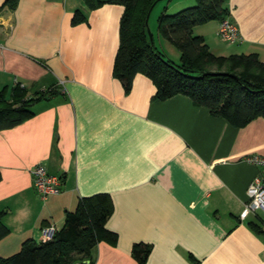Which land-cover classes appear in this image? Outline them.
<instances>
[{
	"label": "crops",
	"instance_id": "0c3cea01",
	"mask_svg": "<svg viewBox=\"0 0 264 264\" xmlns=\"http://www.w3.org/2000/svg\"><path fill=\"white\" fill-rule=\"evenodd\" d=\"M0 0V89L53 87L33 114L0 126V256L62 227L82 196L109 194L112 211L92 264H264V214L241 217L261 168L264 117L235 126L183 93L155 97L143 73L125 90L113 75L123 5L97 0ZM238 39L223 42L219 20L195 25L218 55L264 60V0H226ZM76 10L83 19L73 23ZM167 45V44H166ZM62 176L41 198L31 167ZM264 224V223H262ZM3 227V228H2ZM150 245L143 261L135 243Z\"/></svg>",
	"mask_w": 264,
	"mask_h": 264
},
{
	"label": "trees",
	"instance_id": "16d2710c",
	"mask_svg": "<svg viewBox=\"0 0 264 264\" xmlns=\"http://www.w3.org/2000/svg\"><path fill=\"white\" fill-rule=\"evenodd\" d=\"M15 0H5L13 7ZM88 1V0H87ZM157 0H97L122 4L119 21V44L113 63V75L120 79L125 90L132 77L140 72L155 84V97L166 98L177 93L188 95L197 104L206 107L212 115L224 117L235 126H243L256 117H264V60L255 53L218 55L209 50L202 35L193 32L194 26L228 15L226 0H196L192 6L172 14L158 16V33L180 51V60L173 63L149 39L146 15ZM72 22L83 19L76 10ZM211 72H226L212 74ZM55 88L28 92L18 82L11 88L0 89V126L11 125L33 114L35 100L50 96ZM74 210L64 216L62 227L45 241L24 240L20 248L9 256H0V264H74L88 259L93 263V250L99 239L115 235L105 223L112 211L109 194L99 192L82 196ZM264 223V219L260 218ZM251 221L257 231L264 224ZM3 228V227H2ZM3 232L0 231V235ZM150 245L139 242L133 254L143 261ZM73 253L82 254L79 260Z\"/></svg>",
	"mask_w": 264,
	"mask_h": 264
},
{
	"label": "built area",
	"instance_id": "2783aa9c",
	"mask_svg": "<svg viewBox=\"0 0 264 264\" xmlns=\"http://www.w3.org/2000/svg\"><path fill=\"white\" fill-rule=\"evenodd\" d=\"M217 35L226 43H233L238 39L239 31L235 24L224 17L217 24ZM248 161L261 168L260 172L254 176L247 187L248 201L245 203L241 217H245L249 212L257 213L260 209L264 213V155L250 154ZM31 169L33 186L41 198H46L49 194H57L61 191L62 176L52 174L47 171L43 162L36 163ZM42 236L40 241L50 239L56 231L54 224L46 225L41 229ZM74 264H92L88 259L76 262Z\"/></svg>",
	"mask_w": 264,
	"mask_h": 264
},
{
	"label": "rangeland",
	"instance_id": "374dc122",
	"mask_svg": "<svg viewBox=\"0 0 264 264\" xmlns=\"http://www.w3.org/2000/svg\"><path fill=\"white\" fill-rule=\"evenodd\" d=\"M196 3V0H157L151 5L147 16V28L151 34V41L154 46L157 47L160 52H163L164 56L177 63L180 60V51L171 44L170 42L164 40L158 33V16L159 14L166 13L172 14L185 7L192 6ZM215 20L216 19H212ZM167 44V45H166ZM259 214H264L259 209ZM84 257L82 254L73 253L72 258L74 260H79Z\"/></svg>",
	"mask_w": 264,
	"mask_h": 264
},
{
	"label": "water",
	"instance_id": "95a60500",
	"mask_svg": "<svg viewBox=\"0 0 264 264\" xmlns=\"http://www.w3.org/2000/svg\"><path fill=\"white\" fill-rule=\"evenodd\" d=\"M145 24L147 26V17H146V20H145ZM147 31H148V34H149V38L151 39V34L149 33V29L147 28ZM149 39V40H150ZM151 41V40H150ZM212 74H224L226 72H211Z\"/></svg>",
	"mask_w": 264,
	"mask_h": 264
}]
</instances>
